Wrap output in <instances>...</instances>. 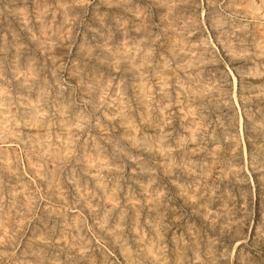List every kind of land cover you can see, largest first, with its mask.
<instances>
[{"label": "rangeland", "instance_id": "obj_1", "mask_svg": "<svg viewBox=\"0 0 264 264\" xmlns=\"http://www.w3.org/2000/svg\"><path fill=\"white\" fill-rule=\"evenodd\" d=\"M111 1H0V264H264V0Z\"/></svg>", "mask_w": 264, "mask_h": 264}, {"label": "bare ground", "instance_id": "obj_2", "mask_svg": "<svg viewBox=\"0 0 264 264\" xmlns=\"http://www.w3.org/2000/svg\"><path fill=\"white\" fill-rule=\"evenodd\" d=\"M1 2H2V0H0ZM49 1V0H48ZM61 1H64V0H61ZM101 1V0H100ZM110 1V0H109ZM119 1V0H118ZM123 1V0H122ZM180 1V0H179ZM193 1H195V0H193ZM193 1H192V3H193ZM197 1V0H196ZM111 2H113V0L111 1ZM129 2V1H128ZM154 2V1H153ZM156 2V1H155ZM168 2V1H167ZM250 2V1H249ZM18 3V2H17ZM28 3V5L30 4L29 2H27ZM82 3V2H81ZM114 3V2H113ZM117 3V2H116ZM122 3V2H121ZM126 3V2H125ZM187 3V2H186ZM191 3V6L192 7H194L193 6V4ZM196 3V2H195ZM63 4V3H62ZM75 4V3H74ZM73 4V5H74ZM128 4V3H127ZM31 5V4H30ZM69 5V4H68ZM68 5H66V6H68ZM71 5H72V2H71ZM80 5V4H79ZM119 5H120V3H119ZM168 5H171V4H168ZM176 5H178V4H176ZM186 5V4H185ZM187 5H188V3H187ZM245 5V4H244ZM248 5H250L249 3H248ZM65 6V7H66ZM159 6V5H158ZM161 6H162V4H161ZM120 7V6H119ZM118 7V8H119ZM171 7H173V6H170L169 8H171ZM196 7V6H195ZM28 8H29V6H28ZM68 8V7H67ZM191 8V7H190ZM189 8V9H190ZM56 9H57V7H56ZM162 9H164V8H162ZM192 9V8H191ZM23 10L25 11V9L23 8ZM119 10V9H118ZM132 10V9H131ZM136 10V9H135ZM134 10V11H135ZM173 10V8L171 9V11ZM252 10V9H251ZM4 11H6V10H4ZM13 11H14V9H13ZM49 11V10H48ZM57 11H58V9H57ZM67 11V10H66ZM72 11V10H71ZM121 11V10H120ZM175 11V9L173 10V12ZM249 11V10H248ZM1 12V11H0ZM29 12V11H28ZM59 12H61V11H59ZM69 13V12H68ZM74 13V12H73ZM121 13H123V12H121ZM254 13V12H253ZM45 14V13H44ZM48 14L49 13H47V16H48ZM106 14V13H105ZM107 14H109V13H107ZM106 14V15H107ZM116 14H118V13H116ZM115 14V15H116ZM16 15V14H15ZM68 15V14H67ZM98 15H100V14H98ZM7 16V15H6ZM49 16H50V14H49ZM48 16V17H49ZM117 16V15H116ZM141 16V15H140ZM162 16V15H161ZM93 17V16H92ZM106 17V16H105ZM119 17V16H118ZM167 17V16H166ZM171 17V16H170ZM186 17V16H185ZM19 18V17H18ZM46 18V17H45ZM75 18V17H74ZM120 18V17H119ZM164 18H165V16H164ZM0 19H2V18H0ZM13 19V18H12ZM11 19V20H12ZM21 19V18H20ZM30 19H31V17H30ZM44 19V18H43ZM47 19V18H46ZM45 19V20H46ZM186 19V18H185ZM4 20V19H3ZM16 20V19H15ZM140 20H141V18H140ZM171 20V19H170ZM43 21V20H42ZM55 21V20H54ZM97 21V20H96ZM118 21H119V19H118ZM13 22V21H12ZM17 22V21H16ZM48 22V21H47ZM172 22H175V20H173V18H172ZM57 23V22H56ZM122 23V22H121ZM139 23H140V21H139ZM2 24V23H1ZM15 24V23H14ZM31 24V23H30ZM106 24V23H105ZM120 24V23H119ZM123 25H124V23H122ZM10 25V24H9ZM18 25H20V24H18ZM34 25V24H33ZM173 25V24H172ZM2 26H3V24H2ZM14 26V25H13ZM17 26V25H16ZM96 26H98V25H96ZM100 26V25H99ZM140 26H142V25H140ZM36 27V26H35ZM65 27H66V24H65ZM220 27V26H219ZM34 28V27H33ZM62 28H64V26H62ZM100 28V27H99ZM146 28V27H145ZM185 28V27H184ZM5 29V28H4ZM21 29V28H20ZM54 29V28H53ZM140 29V28H139ZM220 29H222V28H220ZM19 30V29H18ZM21 30H23V29H21ZM104 30V29H103ZM7 31V30H6ZM54 31V30H53ZM61 31L63 32V30L61 29ZM145 31V30H144ZM160 31V30H159ZM167 31V30H166ZM1 32H3L2 30H1ZM18 32V31H17ZM41 32V31H40ZM146 32H150V31H148V30H146ZM171 32H173L172 30H171ZM227 32V31H226ZM21 33V32H20ZM24 33H26L25 31H24ZM47 33V32H46ZM52 33V32H51ZM58 33H59V31H58ZM104 33V32H103ZM161 33V32H160ZM163 33V32H162ZM168 33V32H167ZM19 34V33H18ZM44 35H45V32L43 33ZM57 34V33H56ZM94 34V33H93ZM173 34H176V33H173ZM185 34V33H184ZM7 34H5V36H6ZM16 35V34H15ZM49 35V34H48ZM51 35H53V34H51ZM51 35H50V37H51ZM148 35V34H147ZM162 35H165L164 33L162 34ZM170 35H171V33H170ZM21 36V35H20ZM27 36V35H26ZM25 35H24V37H26ZM30 36V35H29ZM41 36V35H40ZM40 36H39V38H40ZM67 36H69L68 37V39H70V35L68 34ZM110 37H111V35H109ZM173 36V35H172ZM179 36V35H178ZM182 36V35H181ZM188 36V35H187ZM221 36V35H220ZM23 37V38H24ZM32 37V36H31ZM63 37V36H62ZM96 37V36H95ZM144 37H146V36H144ZM174 37H175V35H174ZM177 37V36H176ZM175 37V38H176ZM223 37V36H222ZM6 38V37H5ZM4 38V39H5ZM10 38V37H9ZM8 38V39H9ZM45 38V37H44ZM52 38V37H51ZM66 38V37H65ZM188 38V37H187ZM16 39V38H15ZM26 39V38H25ZM29 39V38H28ZM42 39V38H41ZM47 39V38H46ZM45 39V40H46ZM58 39H60V38H58ZM102 39V38H101ZM110 39V38H109ZM146 39H147V37H146ZM157 39V38H156ZM228 39V38H227ZM258 39V38H257ZM31 40V39H30ZM61 40V39H60ZM62 40H63V38H62ZM170 40H171V38H170ZM177 40V39H176ZM264 40V39H263ZM17 41V40H16ZM22 41V40H21ZM27 41V40H26ZM44 41V40H43ZM52 41V40H51ZM64 41V40H63ZM67 41V40H66ZM130 41V40H129ZM157 41V40H156ZM222 41V40H221ZM68 42V41H67ZM99 42V41H98ZM110 42V41H109ZM143 42V41H142ZM183 42V41H182ZM190 42V41H189ZM256 42V41H255ZM263 42V41H262ZM21 43H24V42H21ZM42 43H44V42H42ZM53 43V42H52ZM51 43V44H52ZM130 43V42H129ZM158 43V42H157ZM167 43H169V42H167ZM217 43V42H216ZM8 44V43H7ZM13 44V43H12ZM27 43H25V45H26ZM28 44H30V42L28 43ZM45 44H46V42H45ZM62 44V43H61ZM65 44V43H64ZM109 44V43H108ZM120 44V43H119ZM207 44V43H206ZM258 44H260L259 42H258ZM3 45H5V44H3ZM25 45H22V46H25ZM33 45V44H32ZM130 45V44H129ZM158 45V44H157ZM175 45V44H174ZM236 45V44H235ZM253 45V44H252ZM262 45V44H261ZM264 45V44H263ZM11 46V45H10ZM20 46V45H19ZM28 46V45H27ZM30 46V45H29ZM40 46V45H39ZM71 46V45H70ZM117 46V45H116ZM144 46V45H143ZM153 46V45H152ZM162 46V45H161ZM168 46V45H167ZM207 46V45H206ZM209 46H211V45H209ZM4 47H8V46H4ZM26 47V46H25ZM38 47V46H37ZM55 47H57V46H55ZM79 47V46H78ZM112 47V46H111ZM121 47V46H120ZM155 47V46H154ZM178 47V46H177ZM185 47V46H184ZM208 47V46H207ZM30 48V47H29ZM40 48V47H39ZM38 48V49H39ZM115 48V47H114ZM162 48V47H161ZM164 48V47H163ZM180 48V47H179ZM236 48V47H235ZM234 48V49H235ZM6 49V48H5ZM20 49V48H19ZM26 49V48H25ZM47 49V48H46ZM60 49V48H59ZM68 49H69V47H68ZM123 49H124V47H123ZM212 49V48H211ZM225 49V48H224ZM237 49V48H236ZM9 50V49H8ZM11 50V49H10ZM22 50H24V49H22ZM63 50V49H62ZM84 50V49H83ZM98 50V49H97ZM112 50V49H111ZM155 50V49H154ZM184 50V49H183ZM228 50V49H227ZM12 51V50H11ZM33 51V50H32ZM85 51V50H84ZM142 51V50H141ZM156 51V50H155ZM154 51V52H155ZM161 51H162V49H161ZM223 51V50H222ZM238 51V50H237ZM246 51V50H245ZM35 52V51H34ZM59 52V51H58ZM83 52V51H82ZM100 52V51H99ZM104 52H106V51H104ZM104 52H103V54H104ZM163 52V51H162ZM199 52V51H198ZM27 53V52H26ZM32 53V52H31ZM64 53V52H63ZM79 53V52H78ZM101 53V52H100ZM107 53V52H106ZM139 53V52H138ZM156 53V52H155ZM202 53V52H201ZM206 53V52H205ZM3 54H4V51H3ZM36 54V53H35ZM38 54V53H37ZM42 54V53H41ZM45 54V53H44ZM46 54H47V52H46ZM102 54V53H101ZM166 54V53H165ZM215 54V53H214ZM9 55V54H8ZM8 55L6 56V57H8ZM21 55V54H20ZM43 55V54H42ZM41 55V56H42ZM63 55V54H62ZM83 55V54H82ZM107 55V54H106ZM109 55V54H108ZM136 55H138V54H136ZM176 55V54H175ZM190 55V54H189ZM206 55V54H205ZM10 56V55H9ZM26 56V55H25ZM33 56V55H32ZM44 56V55H43ZM56 56V55H55ZM105 56V55H104ZM111 56V55H110ZM154 56V55H153ZM158 56V55H157ZM196 56V55H195ZM215 56V55H214ZM232 56V55H231ZM230 56V57H231ZM243 56H244V54H243ZM245 56H246V54H245ZM250 56V55H249ZM252 56V55H251ZM21 57V56H20ZM19 57V58H20ZM65 57V56H64ZM79 57V56H78ZM100 56H98V58H99ZM147 57V56H146ZM212 57V56H211ZM253 57V56H252ZM1 58H3V57H1ZM0 58V59H1ZM12 58V57H11ZM56 58V57H55ZM62 58V57H61ZM66 58V57H65ZM82 58H83V56H82ZM108 58V57H107ZM117 58V57H116ZM197 58H200V57H197ZM215 58V57H214ZM7 59V58H6ZM21 59H22V57H21ZM31 59V58H30ZM40 59V58H39ZM43 59V58H42ZM45 60H46V58H44ZM63 59V58H62ZM121 59H122V57H121ZM148 59V58H147ZM8 60V59H7ZM68 60V59H67ZM86 60V59H85ZM105 60H106V58H105ZM109 60V59H108ZM154 60V59H153ZM159 60V59H158ZM217 60V59H216ZM255 60V59H254ZM9 61V60H8ZM21 61V60H20ZM38 61V60H37ZM87 61H88V58H87ZM121 61V60H120ZM198 61V60H197ZM3 62H5V61H3ZM3 62L1 61V63L3 64ZM12 62V61H11ZM40 62V61H39ZM42 62H44V61H42ZM89 62V61H88ZM20 63V62H19ZM21 63H22V61H21ZM32 63V62H31ZM30 63V64H31ZM37 63V62H36ZM47 63V62H46ZM153 63V62H152ZM7 64H9V62H7ZM23 64V63H22ZM39 64V63H38ZM52 64V63H51ZM69 64V63H68ZM84 64V63H83ZM104 64V63H103ZM146 64V63H145ZM6 65V64H5ZM5 65H3V66H5ZM18 65V64H17ZM21 65V64H20ZM19 65V66H20ZM27 65V64H26ZM37 65V64H36ZM64 65V64H63ZM88 65V64H87ZM95 65V64H94ZM97 65V64H96ZM102 65V64H101ZM107 65V64H106ZM105 65V66H106ZM159 65V64H158ZM170 65V64H169ZM217 65V64H216ZM247 65V64H246ZM110 66V65H109ZM124 66V65H123ZM152 66H153V64H152ZM212 66V65H211ZM239 66H241V65H239ZM22 67V66H21ZM21 67H20V70H21ZM27 67V66H26ZM36 67V66H35ZM46 67V66H45ZM48 67V66H47ZM59 67V66H58ZM95 67V66H94ZM121 67V66H120ZM154 68L156 67V66H153ZM214 67V66H213ZM238 67V66H237ZM245 66H243V68H244ZM1 68V67H0ZM6 67H4V69L3 70H1V71H6V70H8V69H5ZM8 68V67H7ZM51 68V67H50ZM97 68H98V66H97ZM103 68V67H102ZM110 68V67H109ZM122 68H124V67H122ZM128 68V67H127ZM151 68V67H150ZM210 68V67H209ZM217 68V67H216ZM12 69H14V68H12ZM16 69V68H15ZM19 69V68H18ZM34 69V68H33ZM32 69V70H33ZM43 69V68H42ZM63 69H64V67H63ZM88 69H90V68H88ZM99 70H100V68H98ZM104 69V68H103ZM118 69H120V68H118ZM170 69V68H169ZM173 69H174V67H173ZM201 69V68H200ZM238 69V68H237ZM31 70V69H30ZM57 70V69H56ZM55 70V71H56ZM69 70H71V69H69ZM150 70V69H149ZM148 70V71H149ZM171 70V69H170ZM177 70V69H176ZM188 70V69H187ZM13 71V70H12ZM23 71H25V69L23 70L22 69V72ZM43 71H44V69H43ZM47 71V70H46ZM45 71V72H46ZM62 71V70H61ZM75 71V70H74ZM85 71V70H84ZM104 71V70H103ZM108 71V70H107ZM116 71V70H115ZM130 71V70H129ZM256 71V70H255ZM59 72V71H58ZM95 72V71H94ZM98 72V71H97ZM111 72V71H110ZM112 72H113V70H112ZM118 72V71H117ZM126 72L127 71H125V75L127 76V74H126ZM146 72H147V70H146ZM184 72V71H183ZM215 72V71H214ZM217 72V71H216ZM48 73H49V70H48ZM47 73V74H48ZM61 73V72H60ZM66 73V72H65ZM85 73V72H84ZM108 73V72H107ZM123 73V72H122ZM121 73V74H122ZM148 73H150V72H148ZM169 73H171V72H169ZM179 73H180V75H181V72L179 71ZM235 73V72H234ZM233 73V74H234ZM9 74V73H8ZM62 74V73H61ZM119 74V73H118ZM129 74V73H128ZM205 74V73H204ZM233 74H231V75H233ZM5 75V74H4ZM36 75V74H35ZM39 75V74H38ZM56 75V74H55ZM67 75V74H66ZM69 75V74H68ZM104 75V74H103ZM170 75V74H169ZM219 75H220V73H219ZM50 76V75H49ZM59 76V75H58ZM82 76V75H81ZM122 76V75H121ZM123 76H124V73H123ZM37 77V76H36ZM40 77V76H39ZM55 77V76H54ZM71 77V76H70ZM105 77V76H104ZM128 77V76H127ZM131 77V76H130ZM234 77V76H233ZM60 78V77H59ZM66 78V77H65ZM76 78V77H75ZM154 78H155V76H154ZM188 78V77H187ZM210 78V77H209ZM250 78V77H249ZM9 79V78H8ZM14 79V78H13ZM67 79H68V77H67ZM67 79H66V81H67ZM97 79V78H96ZM101 79V78H100ZM121 79V78H120ZM126 79V78H125ZM211 79H212V77H211ZM37 80V79H36ZM51 80H52V78H51ZM64 80V79H63ZM90 80H92V79H90ZM131 80V79H130ZM168 80V79H167ZM183 80H184V78H183ZM188 80V79H187ZM238 80V79H237ZM250 80V79H249ZM2 81V80H1ZM38 81H39V79H38ZM87 81H88V79H87ZM127 81V80H126ZM9 82H10V80H9ZM13 82V81H12ZM12 82H10V83H12ZM16 82V81H15ZM49 82V81H48ZM61 82V81H60ZM64 82V81H63ZM72 82H74V81H72ZM220 82H221V80H220ZM234 82V81H233ZM242 82H244V81H242ZM68 83V82H67ZM133 83V82H132ZM184 83V82H183ZM31 84V83H30ZM229 84V83H228ZM260 84H261V82H260ZM28 85V84H27ZM34 86V85H33ZM68 86H70V85H68ZM76 86V85H75ZM128 86V85H127ZM51 87H53V86H51ZM71 87V86H70ZM77 87V86H76ZM154 87H157V86H154ZM234 87V86H233ZM19 88V87H18ZM24 88V87H23ZM57 88V87H56ZM64 88V87H63ZM128 88V87H127ZM13 89V88H12ZM68 89H69V87H68ZM71 89V88H70ZM252 89H253V87H252ZM9 90V89H8ZM20 90V89H19ZM33 90V89H32ZM50 90V89H49ZM48 90V91H49ZM246 90V89H245ZM255 90V89H254ZM262 90V89H261ZM7 91V90H6ZM10 91V90H9ZM66 91V90H65ZM80 91V90H79ZM226 91V90H225ZM229 91V90H228ZM234 91V90H233ZM253 91V90H252ZM129 92H130V90H129ZM11 93V92H10ZM9 93V94H10ZM13 93V92H12ZM35 93V92H34ZM55 93V92H54ZM67 93V92H66ZM230 93V92H229ZM244 93V92H243ZM248 93V92H247ZM39 94V93H38ZM64 94V93H63ZM234 94V93H233ZM10 95H13V94H10ZM130 95V94H129ZM250 95V94H249ZM4 96V95H3ZM40 96V95H39ZM71 96H72V94H71ZM84 96V95H83ZM118 96V95H117ZM124 96V95H123ZM211 96V95H210ZM230 96V95H229ZM260 96V95H259ZM1 97V96H0ZM10 97V96H9ZM14 97V96H13ZM43 97V96H42ZM87 97V96H86ZM92 97V96H91ZM155 97V96H154ZM172 97H173V95H172ZM172 97H171V100H172ZM249 97V96H248ZM254 97H256V96H254ZM131 98V97H130ZM129 98V99H130ZM142 98V97H141ZM234 98V97H233ZM252 98V97H251ZM7 99V98H6ZM9 99H11V98H9ZM8 99V100H9ZM17 99V98H16ZM19 99V98H18ZM48 99H50V98H48ZM72 99V98H71ZM138 99V98H137ZM229 99H230V97H229ZM263 99V98H262ZM22 100V99H21ZM89 100H90V98H89ZM96 100V99H95ZM232 100V99H231ZM257 100V99H256ZM255 100V101H256ZM13 101H14V99H13ZM23 101H24V99H23ZM38 101H39V99H38ZM53 101V100H52ZM132 101V100H131ZM134 101V100H133ZM194 101V100H193ZM196 101V100H195ZM233 101V100H232ZM261 102H262V100H261ZM14 103V102H13ZM49 103H51V102H49ZM55 103V102H54ZM84 103V102H83ZM253 103V102H252ZM76 104V103H75ZM84 104H86V103H84ZM199 104V103H198ZM231 104V103H230ZM229 104V105H230ZM246 104V103H245ZM261 104V103H260ZM19 105V104H18ZM207 105V104H206ZM234 105V104H233ZM40 106H41V104H40ZM50 105H48V107H49ZM59 106V105H58ZM73 106V105H72ZM196 106V105H195ZM220 106V105H219ZM254 106V105H253ZM22 107V106H21ZM60 107V106H59ZM62 107V106H61ZM208 107V106H207ZM211 107V106H210ZM218 107V106H217ZM223 107V106H222ZM227 107V106H226ZM233 107V106H232ZM258 107V106H257ZM262 107V106H261ZM51 108V107H50ZM74 108H75V106H74ZM204 108V107H203ZM209 108V107H208ZM221 108V107H220ZM234 108V107H233ZM264 108V107H263ZM4 109H6V107L4 108ZM68 109V108H67ZM200 109V108H199ZM229 109V108H228ZM258 109V108H257ZM24 110V109H23ZM72 110V109H71ZM225 110H226V108H225ZM259 110H260V108H259ZM262 110V109H261ZM9 111H10V109H9ZM48 111V110H47ZM51 111V110H50ZM136 111V110H135ZM216 111V110H215ZM222 111V110H221ZM263 111H264V109H263ZM263 111L261 112V113H263ZM229 112V111H228ZM18 113V112H17ZM69 113V112H68ZM90 113V112H89ZM175 113H176V111H175ZM218 113V112H217ZM226 113V112H225ZM230 114V113H229ZM206 115V114H205ZM210 115H211V113H210ZM201 116H203V115H201ZM219 116H221V115H219ZM251 116V115H250ZM255 116H257V115H255ZM52 117V116H51ZM90 117V116H89ZM198 117V116H197ZM224 117V116H223ZM252 117V116H251ZM53 118V117H52ZM51 118V119H52ZM207 118V117H206ZM209 118V117H208ZM258 118V117H257ZM6 119V118H5ZM20 119V118H19ZM137 119V118H136ZM204 119V118H203ZM7 120V119H6ZM66 120V119H65ZM119 120V119H118ZM176 120V119H175ZM213 120V119H212ZM221 120H223V119H221ZM241 120V119H240ZM8 121V120H7ZM13 121V120H12ZM22 121V120H21ZM57 121V120H56ZM104 121V120H103ZM245 122H246V120H244ZM243 121V122H244ZM257 121V120H256ZM16 122V121H15ZM89 122V121H88ZM192 122V121H191ZM52 123V122H51ZM103 123V122H102ZM122 123V122H121ZM226 123V122H225ZM239 123V122H238ZM242 123V122H241ZM55 124V123H54ZM123 124V123H122ZM186 124V123H185ZM240 124V123H239ZM248 124V123H247ZM237 125V124H236ZM20 126V125H19ZM38 126V125H37ZM247 126V125H246ZM21 127V126H20ZM77 127V126H76ZM79 127V126H78ZM81 127V126H80ZM84 127V126H83ZM88 127V126H87ZM123 127V126H122ZM208 127V126H207ZM219 127V126H218ZM249 127V126H248ZM90 128H92V127H90ZM110 128V127H109ZM228 128V127H227ZM239 128V127H238ZM247 128V127H246ZM26 129V128H25ZM231 129V128H230ZM83 130V129H82ZM138 130V129H137ZM195 130H197V129H195ZM262 130V129H261ZM231 131H233V130H231ZM20 132H22V131H20ZM29 133H30V131H29ZM53 133V132H52ZM81 133V132H80ZM112 132H110V134H111ZM174 133V132H173ZM257 133V132H256ZM47 134V133H46ZM51 134V133H50ZM107 134H109V133H107ZM126 134V133H125ZM238 134V133H237ZM253 134V133H252ZM2 135V134H1ZM22 135V134H21ZM63 135V134H62ZM99 135V134H98ZM113 135V134H112ZM249 135V134H248ZM256 135V134H255ZM40 136V135H39ZM52 136V135H51ZM65 137V136H64ZM114 137V136H113ZM261 137V136H260ZM4 138V137H3ZM2 138V139H3ZM6 138V137H5ZM8 138V137H7ZM117 137L115 136V139H116ZM171 139V138H170ZM118 140V139H117ZM209 140V139H208ZM257 140H258V138H257ZM81 141V140H80ZM101 141V140H100ZM119 141V140H118ZM204 141V140H203ZM254 141V140H253ZM256 141V140H255ZM11 142H12V140H11ZM16 142H18V141H16ZM41 143L42 142H44V141H40ZM47 142V141H46ZM104 142V141H103ZM165 142H166V140H165ZM258 142V141H257ZM81 143V142H80ZM126 143V142H125ZM216 143V142H215ZM214 143V144H215ZM221 143V142H220ZM232 143H233V141H232ZM46 144V143H45ZM44 144V145H45ZM76 144V143H75ZM82 144V143H81ZM106 144V143H105ZM182 144V143H181ZM213 144V143H212ZM264 144V143H263ZM49 145V144H48ZM104 145V144H103ZM174 145V144H173ZM233 145V144H232ZM77 146V145H76ZM107 146V145H106ZM208 146V145H207ZM206 146V147H207ZM263 146V145H262ZM46 147V146H45ZM48 147V146H47ZM49 147L51 148V146L49 145ZM70 147V146H69ZM74 147V146H73ZM108 147V146H107ZM215 147V146H214ZM25 149H27L26 147H24ZM71 148V147H70ZM175 149V148H174ZM206 149V148H205ZM37 150V149H36ZM242 150V149H241ZM2 151V150H1ZM88 151V150H87ZM260 151V150H259ZM262 151V150H261ZM80 152V151H79ZM92 152V151H91ZM107 152V151H106ZM239 152V151H238ZM242 152V151H241ZM256 152H257V150H256ZM221 153V152H220ZM226 153V152H225ZM259 153V152H258ZM106 154H108V153H106ZM150 154V153H149ZM260 154H261V152H260ZM71 155V154H70ZM145 155V154H144ZM241 155H243L242 153H241ZM240 155V156H241ZM258 155V154H257ZM11 156V155H10ZM79 156V155H78ZM108 156V155H107ZM261 156V155H260ZM34 157V156H33ZM103 157V156H102ZM158 157V156H157ZM242 157V156H241ZM245 157V156H244ZM99 158H100V156H99ZM145 159H146V157H144ZM238 158V157H237ZM260 158V157H259ZM13 159V158H12ZM18 159V158H17ZM108 159H110V157H108ZM261 159H262V157H261ZM19 160V159H18ZM33 160V159H32ZM236 160H238V159H236ZM89 161V160H88ZM241 161V160H240ZM152 162V161H151ZM150 162V163H151ZM158 161H156V163H157ZM111 163V162H110ZM235 163V162H234ZM80 164V163H79ZM236 164V163H235ZM240 164V163H239ZM17 165V164H16ZM85 165V164H84ZM238 165V164H237ZM157 166H158V164H157ZM257 166H259V164L257 165ZM23 167V166H22ZM65 167H66V165H65ZM81 167V166H80ZM153 167V166H152ZM155 167V166H154ZM262 167V166H261ZM255 168V167H254ZM20 169H22L21 167H20ZM157 169V168H156ZM243 169V168H242ZM85 170V169H84ZM97 170V169H96ZM166 170H169V169H166ZM176 170V169H175ZM23 171V170H22ZM95 171V170H94ZM102 172V171H101ZM168 172V171H167ZM260 172V171H259ZM263 172V171H262ZM23 173V172H22ZM62 173V172H61ZM93 173V172H92ZM138 173V172H137ZM54 174V173H53ZM60 174V173H59ZM159 174V173H158ZM257 174V173H256ZM259 174H261V173H259ZM211 175H213V174H211ZM210 175V176H211ZM244 175V174H243ZM258 175V174H257ZM262 175V174H261ZM60 176V175H59ZM62 176V175H61ZM131 176H132V174H131ZM142 176V175H141ZM172 176V175H171ZM8 177V176H7ZM102 177V176H101ZM32 178V177H31ZM63 178V177H62ZM97 178V177H96ZM175 178V177H174ZM61 179V178H60ZM88 179V178H87ZM163 179V178H162ZM177 179V178H176ZM207 179V178H206ZM205 179V180H206ZM245 179H246V177H245ZM263 179V178H262ZM90 179H88V181H89ZM96 180V179H95ZM160 180V179H159ZM213 180V179H212ZM11 181V180H10ZM23 181V180H22ZM40 181V180H39ZM63 181V180H62ZM65 181V180H64ZM63 181V182H64ZM80 181H82V180H80ZM98 181V180H97ZM165 181V180H164ZM208 181V180H207ZM219 181V180H218ZM235 181V180H234ZM264 181V180H263ZM65 182H68V181H65ZM102 182V181H101ZM42 183V182H41ZM110 182H108V184H109ZM131 183V182H130ZM169 183V182H168ZM43 184V183H42ZM81 184H83L82 182H81ZM89 184V183H88ZM111 184V183H110ZM151 184V183H150ZM223 184H224V182H223ZM120 185V184H119ZM159 185H161V184H159ZM229 185V184H228ZM83 186V185H82ZM91 186V185H90ZM235 186V185H234ZM18 187V186H17ZM106 187H109V186H106ZM119 187V186H118ZM169 187V186H168ZM190 187H191V185H190ZM212 187V186H211ZM95 188V187H94ZM122 188V187H121ZM135 188V187H134ZM174 188V187H173ZM237 188V187H236ZM109 189V188H108ZM211 189V188H210ZM67 190V189H66ZM94 190H96V189H94ZM110 190V189H109ZM119 190V189H118ZM168 190H170V187H169V189ZM247 190V189H246ZM219 191V190H218ZM8 192V191H7ZM83 192V191H82ZM90 192V191H89ZM88 192V193H89ZM170 192H171V190H170ZM217 192V191H216ZM50 193V192H49ZM88 193H87V195H88ZM100 193V192H99ZM130 193V192H129ZM136 193V192H135ZM138 193V192H137ZM236 193V192H235ZM24 194V193H23ZM26 194V193H25ZM69 194V193H68ZM83 194V193H82ZM90 194H91V192H90ZM118 194H119V192H118ZM220 194H221V192H220ZM164 195V194H163ZM168 195V194H167ZM97 196V195H96ZM166 196V195H165ZM223 196H225V195H223ZM101 197V196H100ZM138 197V196H137ZM141 197V196H140ZM176 197V196H175ZM118 198V197H117ZM54 199H55V197H54ZM53 199V200H54ZM119 199H121V198H119ZM225 199V198H224ZM21 200V199H20ZM93 200V199H92ZM100 200V199H99ZM102 200V199H101ZM31 201V200H30ZM94 201V200H93ZM92 201V202H93ZM141 201V200H140ZM162 201H164V200H162ZM178 201V200H177ZM233 201H235V200H233ZM238 201V200H237ZM253 201H255L254 199H253ZM261 201H263V200H261ZM63 202V201H62ZM142 203V202H141ZM141 203H139V204H141ZM157 203V202H156ZM162 203V202H161ZM252 203V202H251ZM255 203V202H254ZM253 203V204H254ZM262 203V202H261ZM61 204H64V203H61ZM93 204V203H92ZM119 204H120V202H119ZM179 204V203H178ZM210 204V203H209ZM214 204V203H213ZM237 204V203H236ZM20 205V204H19ZM57 206V205H56ZM64 206V205H63ZM144 206V205H143ZM196 206V205H195ZM213 206V205H212ZM237 206V205H236ZM245 206V205H244ZM250 206V205H249ZM49 207V206H48ZM69 207V206H68ZM135 207H136V205H135ZM138 207V206H137ZM158 207V206H157ZM180 207V206H179ZM251 207V206H250ZM61 208V207H60ZM74 208L76 209L77 207H75L74 206ZM73 208V209H74ZM117 208V207H116ZM131 208V207H130ZM141 208V207H140ZM175 208H176V206H175ZM78 209V208H77ZM81 209V208H80ZM79 209V210H80ZM128 209V208H127ZM139 209V208H138ZM145 209V208H144ZM158 209V208H157ZM201 209H202V207H201ZM113 210V209H112ZM188 210H190V209H188ZM252 210V209H251ZM256 210V209H255ZM260 210V209H259ZM26 211V210H25ZM47 211V210H46ZM76 211V210H75ZM74 211V212H75ZM100 211V210H99ZM114 211V210H113ZM141 211V210H140ZM157 211V210H156ZM253 212H254V210H252ZM43 212V211H42ZM79 212V211H78ZM143 212V211H142ZM146 212V211H145ZM148 212V211H147ZM83 213H85V212H83ZM244 213V212H243ZM251 213V212H250ZM184 214V213H183ZM22 215V214H21ZM74 215V214H73ZM85 215V214H84ZM98 215V214H97ZM101 215V214H100ZM112 215V214H111ZM158 215V214H157ZM156 215V216H157ZM170 215V214H169ZM194 215V214H193ZM258 215V214H257ZM24 216V215H23ZM87 216V215H86ZM85 216V217H86ZM110 216V215H109ZM45 217V216H44ZM130 217V216H129ZM142 217V216H141ZM29 218V217H28ZM46 218V217H45ZM54 218V217H53ZM87 218V217H86ZM184 218V217H183ZM8 220V219H7ZM52 220V219H51ZM68 220V219H67ZM139 220H141V219H139ZM56 221H57V219H56ZM83 221H85V220H83ZM182 221V220H181ZM252 221V220H251ZM11 222V221H10ZM128 222V221H127ZM166 222V221H165ZM202 222V221H201ZM264 222V221H263ZM73 223V222H72ZM140 223V222H139ZM182 223V222H181ZM206 223V222H205ZM204 223V224H205ZM245 223V222H244ZM247 223V222H246ZM1 224V223H0ZM57 224V223H56ZM120 225H121V223H119ZM176 224H178V223H176ZM199 224V223H198ZM203 224V223H202ZM261 224V223H260ZM55 225V224H54ZM77 225H79V224H77ZM84 225V224H83ZM140 225V224H139ZM259 225V224H258ZM262 225V224H261ZM85 226V225H84ZM124 226H126V225H124ZM146 226V225H145ZM181 226V225H180ZM246 226V225H245ZM253 226V225H252ZM41 227V226H40ZM54 227V226H53ZM56 227V226H55ZM127 227V226H126ZM173 227V226H172ZM179 227V226H178ZM177 227V228H178ZM13 228V227H12ZM63 228V227H62ZM128 228V227H127ZM131 228V227H130ZM260 228H261V226H260ZM10 229V228H9ZM38 229V228H37ZM42 229V228H41ZM52 229V228H51ZM55 229V228H54ZM169 229H171V227L169 228ZM66 230H67V228H66ZM140 230V229H139ZM147 230V229H146ZM179 230V229H178ZM264 230V229H263ZM55 231V230H54ZM125 231V230H124ZM168 231V230H167ZM176 231V230H175ZM256 231V230H255ZM92 232V231H91ZM103 232V231H102ZM170 232V231H169ZM23 233V232H22ZM232 233V232H231ZM53 234V233H52ZM126 234V233H125ZM167 234V233H166ZM23 235V234H22ZM128 236V235H127ZM166 236V235H165ZM235 236V235H234ZM243 236V235H242ZM21 237V236H20ZM53 237V236H52ZM96 237V239H97V236H95ZM99 237V236H98ZM104 237V236H103ZM129 237V236H128ZM186 237V236H185ZM237 237V236H236ZM30 238V237H29ZM124 238V237H123ZM176 238V237H175ZM238 238V237H237ZM243 238V237H242ZM255 238V237H254ZM253 238V239H254ZM169 239V238H168ZM167 239V240H168ZM185 239V238H184ZM247 239V238H246ZM17 240V239H16ZM19 240H20V238H19ZM108 240V239H107ZM159 240V239H158ZM163 240V239H162ZM187 240V239H186ZM243 240V239H242ZM255 240V239H254ZM36 241V240H35ZM109 241V240H108ZM238 241H239V239H238ZM263 241V240H262ZM129 242V241H128ZM240 242V241H239ZM8 243V242H7ZM51 243V242H50ZM189 243V242H188ZM262 243V242H261ZM44 244V243H43ZM53 244V243H52ZM55 244V243H54ZM62 244V243H61ZM78 244V243H77ZM98 244V243H97ZM110 245V244H109ZM120 245V244H119ZM4 246V245H3ZM54 246H56V245H54ZM62 246V245H61ZM94 246V245H93ZM124 246V245H123ZM127 246V245H126ZM131 246V245H130ZM187 246V245H186ZM5 247V246H4ZM27 247V246H26ZM30 247V246H29ZM57 247V246H56ZM63 247V246H62ZM81 247H84V246H81ZM34 248V247H33ZM50 248V247H49ZM91 248V247H90ZM94 248V247H93ZM188 248V247H187ZM28 249V248H27ZM56 249V248H55ZM105 249V248H104ZM132 249V248H131ZM62 250V249H61ZM123 250V249H122ZM65 251V250H64ZM75 251V250H74ZM100 251V250H99ZM63 252V251H62ZM66 252V251H65ZM106 252V251H105ZM70 253V252H69ZM85 253V252H84ZM129 253V252H128ZM62 254V253H61ZM244 254V253H243ZM1 255V254H0ZM63 255V254H62ZM77 255V254H76ZM126 255V254H125ZM133 255V254H132ZM34 256V255H33ZM98 256V255H97ZM138 256V255H137ZM181 256V255H180ZM225 256V255H224ZM253 256V255H252ZM82 257V256H81ZM80 257V258H81ZM93 257V256H92ZM131 257V256H130ZM54 258V257H53ZM98 258V257H97ZM172 258V257H171ZM24 259V258H23ZM138 259H139V256H138ZM32 260V259H31ZM141 260V259H140ZM66 261V260H65ZM135 261V260H134ZM138 261V260H137ZM248 261V260H247ZM257 261V260H256ZM22 262V261H21ZM33 262V261H32ZM80 262V261H79ZM66 263V262H65ZM64 263V264H65ZM80 263H82V262H80ZM86 264V263H85ZM260 264V263H259Z\"/></svg>", "mask_w": 264, "mask_h": 264}]
</instances>
